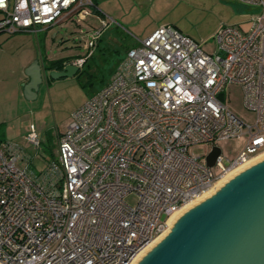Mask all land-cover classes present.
<instances>
[{
	"label": "built area",
	"instance_id": "built-area-1",
	"mask_svg": "<svg viewBox=\"0 0 264 264\" xmlns=\"http://www.w3.org/2000/svg\"><path fill=\"white\" fill-rule=\"evenodd\" d=\"M237 1L258 9L252 27L221 26L213 53L172 25L130 48L108 83L72 113L55 158L38 172L25 146L0 142V264H132L174 214L264 154V0ZM93 5L0 0V33H38L73 14L83 18ZM102 33H91L86 57L67 64L81 69ZM228 84L243 88L254 124L225 105ZM240 137L237 157L221 153L208 165L218 141ZM26 140L42 149L34 127ZM203 144L208 153L194 152ZM131 194L136 205L126 201Z\"/></svg>",
	"mask_w": 264,
	"mask_h": 264
},
{
	"label": "rangeland",
	"instance_id": "rangeland-1",
	"mask_svg": "<svg viewBox=\"0 0 264 264\" xmlns=\"http://www.w3.org/2000/svg\"><path fill=\"white\" fill-rule=\"evenodd\" d=\"M94 1L96 4L83 9V18L73 14L38 33H0V142L25 146L32 158L30 167L36 172L44 168L45 159L55 158L58 135L67 130L72 113L98 88L99 80L111 77L118 66L116 60L123 59L127 53L125 46L134 47L157 28L172 25L200 43L206 52L213 53L217 47L214 35L221 26L234 25L247 32L252 27V16L258 12L257 8L237 0ZM3 17L0 11V20ZM103 20L110 25L104 28ZM99 29H103L102 40L93 49L95 59H90L87 72L80 78L76 75L58 80L44 78L37 96L31 100L25 97L26 69L35 59L43 63L53 58L86 57L92 49L88 44L91 33ZM94 76L96 81L84 85ZM221 97L245 124L255 123L256 113L246 107L240 85L228 84ZM33 127L42 141L40 151L26 140ZM245 142V137L230 138L218 141L217 146L225 158L232 160ZM210 150L211 145L203 144L194 152L205 154ZM26 166L24 161L17 162L21 169ZM126 201L136 205L138 198L131 194Z\"/></svg>",
	"mask_w": 264,
	"mask_h": 264
},
{
	"label": "water",
	"instance_id": "water-1",
	"mask_svg": "<svg viewBox=\"0 0 264 264\" xmlns=\"http://www.w3.org/2000/svg\"><path fill=\"white\" fill-rule=\"evenodd\" d=\"M79 70L69 63L46 73L35 59L26 69L23 93L31 100L44 78L58 80ZM221 153L214 146L208 165L214 166ZM172 223L134 264H264V157L229 176Z\"/></svg>",
	"mask_w": 264,
	"mask_h": 264
},
{
	"label": "trees",
	"instance_id": "trees-1",
	"mask_svg": "<svg viewBox=\"0 0 264 264\" xmlns=\"http://www.w3.org/2000/svg\"><path fill=\"white\" fill-rule=\"evenodd\" d=\"M94 4H96V2L94 1ZM102 40V38H100L99 39V41H98V44H97V46L99 45V42ZM127 48V49H126ZM130 48H132V46L130 47L129 45H127V46H125V49L127 50L126 52H128V50L130 49ZM106 50V49H105ZM114 52H116V53H120V51H114ZM112 54V53H111ZM94 55L95 54H92L90 57H88L87 59H86V61L84 62V64H83V67L82 68H84V70H79L75 75L76 76H78L79 78H80V76L83 74V73H85V72H87V70H89V68H90V63H89V61H90V59L91 58H93V59H95L94 58ZM81 58V57H80ZM77 59V58H76ZM107 59V60H106ZM72 60H75V59H73V57H62V58H57V59H48L47 60V62H45V64L43 65L44 66V68L46 69V73H48V71H51V70H62L63 68H64V66L68 63V62H71ZM106 62L108 61V58H105L104 59ZM122 59H118V60H116V66L119 64V62L121 61ZM96 63H97V61H96ZM87 65V67L85 68V66ZM97 67L98 68H101V67H99V65L97 64ZM116 69V68H115ZM114 73V72H113ZM112 76V75H111ZM111 78V77H110ZM110 78L109 79H107V77H103V78H101L99 81H100V84H99V86H98V88H96V89H94V91H93V93L91 94V95H93L95 92H97L98 90H100L104 85H106L107 83H108V81L110 80ZM49 80V79H48ZM94 81H96V76H94L93 78H90L86 83H84V85H88V84H92ZM90 95V96H91Z\"/></svg>",
	"mask_w": 264,
	"mask_h": 264
},
{
	"label": "bare ground",
	"instance_id": "bare-ground-1",
	"mask_svg": "<svg viewBox=\"0 0 264 264\" xmlns=\"http://www.w3.org/2000/svg\"><path fill=\"white\" fill-rule=\"evenodd\" d=\"M263 157H264V154H262V155H260V156H258V157H256V158H254V159H252L250 162L246 163L245 165L240 166L239 168H237L236 170H234V171H232L230 174H228L226 177H224L222 180H220V181H219V182H218V183H217V184H216V185H215L210 191H208L207 193L203 194L201 197H199V198L193 200L192 202H190L189 204H187L185 207H183L179 212H177L176 214H174V215L170 218V220H169V228H170V225L173 224L172 221H173V220H174V219H175V218H176L181 212H183L184 210H186L188 207L192 206L194 203L198 202L199 200H201V199L205 198L206 196L210 195L212 192L215 191V188L220 187V184H223V183H224V180L227 179L229 176H231L232 174H234L235 172H237V171H239L240 169L244 168L245 166L250 165V164L256 162L257 160H259V159H261V158H263ZM167 231H169V229H168ZM167 231H165V232L163 233V235H164ZM163 235H161L160 237H158V238H157V239H156L151 245H149L146 249H144V250H143V251H142V252L136 257V259L134 260V262H133L132 264H134L135 261H136L138 258H140V256H141L146 250L150 249L152 245H154L158 240H160V238H161Z\"/></svg>",
	"mask_w": 264,
	"mask_h": 264
},
{
	"label": "crops",
	"instance_id": "crops-1",
	"mask_svg": "<svg viewBox=\"0 0 264 264\" xmlns=\"http://www.w3.org/2000/svg\"><path fill=\"white\" fill-rule=\"evenodd\" d=\"M73 59H76V58H73ZM73 61V60H72ZM43 65L45 64V62L42 63Z\"/></svg>",
	"mask_w": 264,
	"mask_h": 264
}]
</instances>
